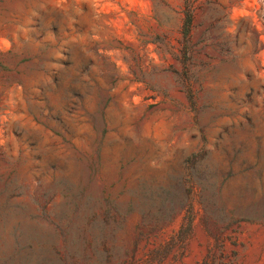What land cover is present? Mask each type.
Segmentation results:
<instances>
[{"label":"rangeland","instance_id":"374dc122","mask_svg":"<svg viewBox=\"0 0 264 264\" xmlns=\"http://www.w3.org/2000/svg\"><path fill=\"white\" fill-rule=\"evenodd\" d=\"M138 241L264 264V0H0V264Z\"/></svg>","mask_w":264,"mask_h":264},{"label":"trees","instance_id":"16d2710c","mask_svg":"<svg viewBox=\"0 0 264 264\" xmlns=\"http://www.w3.org/2000/svg\"><path fill=\"white\" fill-rule=\"evenodd\" d=\"M186 19L184 20V26H183V35L185 40H189L191 37L192 30L194 28V17L192 15V6L191 4H186ZM148 229V227H143V230ZM143 232V231H142ZM144 233V232H143ZM140 249V242H136L133 255L131 256V260H119L116 257L111 258L106 264H137L138 258L137 254ZM63 264L65 263V259L61 260ZM145 264H153L151 261H147Z\"/></svg>","mask_w":264,"mask_h":264}]
</instances>
